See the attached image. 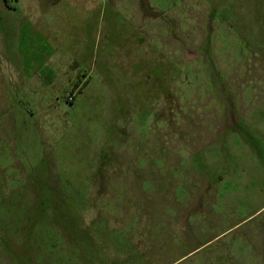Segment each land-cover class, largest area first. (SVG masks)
Returning <instances> with one entry per match:
<instances>
[{
    "label": "rangeland",
    "instance_id": "1",
    "mask_svg": "<svg viewBox=\"0 0 264 264\" xmlns=\"http://www.w3.org/2000/svg\"><path fill=\"white\" fill-rule=\"evenodd\" d=\"M37 1L0 3V264H264V0Z\"/></svg>",
    "mask_w": 264,
    "mask_h": 264
},
{
    "label": "crops",
    "instance_id": "2",
    "mask_svg": "<svg viewBox=\"0 0 264 264\" xmlns=\"http://www.w3.org/2000/svg\"><path fill=\"white\" fill-rule=\"evenodd\" d=\"M0 3L3 5V10H5V12L11 14V13H17V14H24L27 15L29 17V15H34L37 12L38 8H44V5L39 1H37L36 3L33 2V0H13L12 3H10V1L7 0H0ZM36 10V12H35ZM24 21V20H23ZM29 23L28 25H32V21L30 20H26L25 19V24ZM248 123V120H246ZM252 122H258V124H253L252 126L256 127V130H253L252 132H250L251 134H253V136L255 137L254 139H259V137H261L262 133H264V120H253ZM249 125V124H248ZM242 158L239 159L237 167H238V172L242 173L245 175L244 179H243V189L246 188L245 184H249L252 183V179L253 178H248V175L252 174V170H253V166L256 168V166L258 165V167L261 169H263L262 167H264V161L257 162V164L254 162H251V159L253 158H258L256 157L255 154H252V152L250 153H244L241 154L240 151L236 152V157H241ZM264 158V155L263 157ZM255 177V176H253ZM255 180V178H254ZM242 188V187H241ZM259 192L255 193L257 198H260V201H255L257 205H260L262 208H264V197H260V195L258 194Z\"/></svg>",
    "mask_w": 264,
    "mask_h": 264
}]
</instances>
